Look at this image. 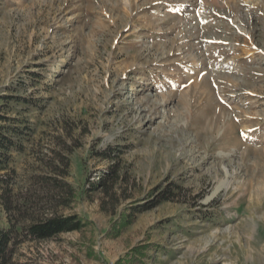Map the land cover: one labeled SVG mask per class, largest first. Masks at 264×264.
<instances>
[{
	"label": "rangeland",
	"instance_id": "1",
	"mask_svg": "<svg viewBox=\"0 0 264 264\" xmlns=\"http://www.w3.org/2000/svg\"><path fill=\"white\" fill-rule=\"evenodd\" d=\"M0 127L4 264H264V0H0Z\"/></svg>",
	"mask_w": 264,
	"mask_h": 264
},
{
	"label": "trees",
	"instance_id": "2",
	"mask_svg": "<svg viewBox=\"0 0 264 264\" xmlns=\"http://www.w3.org/2000/svg\"><path fill=\"white\" fill-rule=\"evenodd\" d=\"M17 133L18 131H12L0 127V170L4 169V164L6 162V155L1 150H8L9 148L15 146L13 135ZM104 184V180H99L90 183L89 188L92 191L103 190ZM162 199L166 200L165 198ZM82 227L83 222L77 216L53 215L29 224L27 227V234L34 240H46L60 233L79 231ZM10 241L11 239L9 233L0 229V264H4L9 256ZM143 248L144 247L133 250L132 255L129 257L130 259L128 258L127 260H133L136 255L141 256L143 254ZM120 263L121 262L118 264Z\"/></svg>",
	"mask_w": 264,
	"mask_h": 264
}]
</instances>
